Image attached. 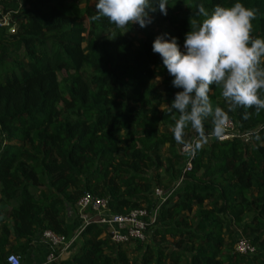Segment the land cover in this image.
<instances>
[{
    "label": "trees",
    "instance_id": "1",
    "mask_svg": "<svg viewBox=\"0 0 264 264\" xmlns=\"http://www.w3.org/2000/svg\"><path fill=\"white\" fill-rule=\"evenodd\" d=\"M235 2L169 0L166 15L126 31L93 21L95 0H0V264L22 262L43 232L71 239L68 212L85 195L157 218L144 242L118 245L91 221L77 248L43 264H264V110L230 109L210 86L237 136L219 141L209 118L178 143L169 104L180 89L151 50L164 32L182 47L200 6ZM239 2L264 39V0ZM239 238L252 255L235 252Z\"/></svg>",
    "mask_w": 264,
    "mask_h": 264
},
{
    "label": "clouds",
    "instance_id": "2",
    "mask_svg": "<svg viewBox=\"0 0 264 264\" xmlns=\"http://www.w3.org/2000/svg\"><path fill=\"white\" fill-rule=\"evenodd\" d=\"M168 4L169 0H95L97 11L91 19L107 18L126 31L133 24L144 28L152 22L150 13L158 9L166 15ZM198 13L205 19L193 22L182 47L167 32L156 35L151 43L152 52L172 77V87L180 89L169 104L178 143L184 142L186 127L202 133L209 118L215 134L223 133L226 116L211 104L210 86L221 89L230 109L264 110V98L258 95L264 90V39L251 36L254 11L237 0L231 7H215L210 14L200 6Z\"/></svg>",
    "mask_w": 264,
    "mask_h": 264
},
{
    "label": "built area",
    "instance_id": "3",
    "mask_svg": "<svg viewBox=\"0 0 264 264\" xmlns=\"http://www.w3.org/2000/svg\"><path fill=\"white\" fill-rule=\"evenodd\" d=\"M10 31V33H13L14 29L10 28ZM215 136L221 142L235 138L237 135L233 123L231 121L224 122L223 133L221 135L215 134ZM192 148L193 144L191 146H182L181 151L182 153H187ZM153 196L162 199L163 192L160 189H155ZM157 209L150 215L145 210L132 211L127 215H116L109 210L106 199L85 195L79 199L74 209H69V217L77 220L81 225L80 230L70 240L49 231L43 232L39 236L38 243L46 246L49 251L45 256L44 263L54 262L64 253L74 249L76 240L91 221L103 228L114 244H127L136 240L144 242L146 240V223L148 219L155 221ZM234 250L242 256H250L255 251L244 238H239L236 241ZM7 263L21 264V259L19 256L11 254L7 258Z\"/></svg>",
    "mask_w": 264,
    "mask_h": 264
},
{
    "label": "crops",
    "instance_id": "4",
    "mask_svg": "<svg viewBox=\"0 0 264 264\" xmlns=\"http://www.w3.org/2000/svg\"><path fill=\"white\" fill-rule=\"evenodd\" d=\"M68 226L71 227L72 235L74 234L73 230L77 227L78 221L73 220L70 217L67 219ZM47 251L46 246L40 243H36L34 249L30 252L29 255L21 262V264H43L45 258V253Z\"/></svg>",
    "mask_w": 264,
    "mask_h": 264
},
{
    "label": "rangeland",
    "instance_id": "5",
    "mask_svg": "<svg viewBox=\"0 0 264 264\" xmlns=\"http://www.w3.org/2000/svg\"><path fill=\"white\" fill-rule=\"evenodd\" d=\"M7 22L8 21H6V22H4V21H1L0 23H4L5 25H7ZM149 25V24H148ZM10 28H12V29H14V26H11V27H9L8 28V32H11L10 31ZM151 29H154V28H151ZM132 38H134L135 40H141L142 39V37L141 36H138V35H135V34H133L132 35ZM248 139V138H247ZM188 140V138H187V136H184V138H183V141L185 142V141H187ZM156 188H158V187H156ZM158 189H161V188H158ZM162 190V189H161ZM64 215H65V217H66V214L64 213ZM79 227H76L74 230H73V232H74V234L73 235H75L79 230H80V227H81V225H79V223L77 224ZM72 235V236H73ZM237 237H239V235L237 234L236 236H235V238H237ZM70 239V237H68V240ZM80 244V238H78L77 240H76V242H75V247L77 248V246ZM74 247V248H75Z\"/></svg>",
    "mask_w": 264,
    "mask_h": 264
}]
</instances>
